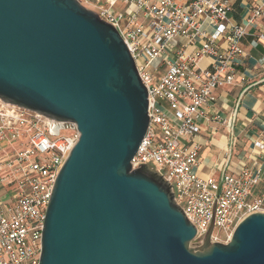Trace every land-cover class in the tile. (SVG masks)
Listing matches in <instances>:
<instances>
[{"label":"water","instance_id":"obj_1","mask_svg":"<svg viewBox=\"0 0 264 264\" xmlns=\"http://www.w3.org/2000/svg\"><path fill=\"white\" fill-rule=\"evenodd\" d=\"M0 100L80 134L55 179L39 264H264V213L228 243L210 242L211 227L195 240L167 181L131 169L147 91L116 29L77 0H0Z\"/></svg>","mask_w":264,"mask_h":264},{"label":"built area","instance_id":"obj_2","mask_svg":"<svg viewBox=\"0 0 264 264\" xmlns=\"http://www.w3.org/2000/svg\"><path fill=\"white\" fill-rule=\"evenodd\" d=\"M231 1L85 0L89 10L116 29L147 91L149 122L131 169L143 164L167 181L175 205L196 230L195 240L207 236L211 227L210 242L220 244L230 241L245 217L264 213V198L251 199L260 169L202 179L195 172L199 147L189 148L200 121L208 119L203 109L214 100V90L234 81L248 29L264 20V0H257L244 23H233ZM118 4L124 9H116ZM204 22L213 28L211 37L201 30ZM256 37L264 43V32ZM196 38L203 41L193 54L186 53L184 44L173 45ZM205 59V67L199 66ZM51 129L58 134L53 136ZM79 137L71 122L0 100V185L12 194L8 203L0 202V264H39L55 179Z\"/></svg>","mask_w":264,"mask_h":264},{"label":"crops","instance_id":"obj_3","mask_svg":"<svg viewBox=\"0 0 264 264\" xmlns=\"http://www.w3.org/2000/svg\"><path fill=\"white\" fill-rule=\"evenodd\" d=\"M175 1L183 3L184 0ZM256 1L232 0L231 21L244 23ZM201 30L206 37L212 36L213 28L207 22ZM261 32H264V20L248 29V36L241 43L244 56L238 61L234 81L214 90V100L203 109L208 119L200 121V132L189 146L199 147L195 172L202 179L220 180L224 175L237 176L245 169H260L261 180L252 192V200L264 198V43L256 37ZM202 41V38H196L192 43L179 40L173 45L177 48L184 44L186 53L193 54ZM164 59L165 56L154 61L152 67H157ZM207 62L205 59L199 66L205 67ZM165 70L166 67L160 72ZM153 78L157 79L158 75L153 73ZM9 192L10 189L0 185V202H9Z\"/></svg>","mask_w":264,"mask_h":264},{"label":"rangeland","instance_id":"obj_4","mask_svg":"<svg viewBox=\"0 0 264 264\" xmlns=\"http://www.w3.org/2000/svg\"><path fill=\"white\" fill-rule=\"evenodd\" d=\"M78 2L80 3V5H82V6H84V7H86V8H88V9H91L92 7L89 5V4H87L86 2H85V0H78ZM127 8H133V6H128ZM116 9H124V7L121 5V4H118V5H116ZM66 133V132H65ZM10 194V196L9 197H11V193H9ZM10 200H11V198H9ZM193 242H195V241H193Z\"/></svg>","mask_w":264,"mask_h":264},{"label":"flooded vegetation","instance_id":"obj_5","mask_svg":"<svg viewBox=\"0 0 264 264\" xmlns=\"http://www.w3.org/2000/svg\"><path fill=\"white\" fill-rule=\"evenodd\" d=\"M50 131H51L52 133H53V132H57L56 129H51Z\"/></svg>","mask_w":264,"mask_h":264}]
</instances>
